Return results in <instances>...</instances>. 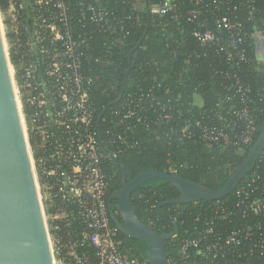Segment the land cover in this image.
Instances as JSON below:
<instances>
[{"label":"built area","instance_id":"built-area-1","mask_svg":"<svg viewBox=\"0 0 264 264\" xmlns=\"http://www.w3.org/2000/svg\"><path fill=\"white\" fill-rule=\"evenodd\" d=\"M75 1L80 4L77 12L69 0H28L26 5L13 0L11 13L15 22L13 47L20 64L18 69L12 67L16 77L20 74L16 85L27 108V129L33 141L30 153L54 262L147 264L148 260L124 253L119 230L112 225L106 200L110 179L103 168L105 153L93 128L94 112L89 105L88 88L93 79L82 71L95 33L114 34L123 29V19L91 0ZM244 1L253 13L259 0ZM187 2V20L195 25L192 36L201 47L190 56L202 58L211 52L230 65L231 70L221 69L216 74L229 81L226 90L239 95L240 100L239 104L233 97L223 100L229 106L224 114L216 111L215 121L205 115L186 118L182 137L191 138L192 129H198L206 142L222 148L251 146L259 114L250 97L253 89L237 69L249 60L243 44L254 32L243 33L239 4L234 0ZM176 7V0H160L151 10L165 15ZM81 18L86 21L81 27L84 30L76 34L74 21ZM194 105L201 107L203 101L196 100ZM140 107L139 98L128 96L122 101L118 123L123 125L130 119L138 123ZM119 139L127 149L138 146L136 140L127 143L122 136ZM255 179L237 187L232 193L236 200L213 205L217 219L238 215L237 225L222 235L214 230V221L207 219L201 233L183 244L185 258L194 249L221 264H264V184L255 183Z\"/></svg>","mask_w":264,"mask_h":264},{"label":"trees","instance_id":"trees-1","mask_svg":"<svg viewBox=\"0 0 264 264\" xmlns=\"http://www.w3.org/2000/svg\"><path fill=\"white\" fill-rule=\"evenodd\" d=\"M159 1L148 0L151 12L149 29L142 45L133 53L132 69L122 100L110 105L120 96L130 65L129 54L145 33L148 13L147 9L141 11L137 8L136 0H91L123 19L122 30L114 34L102 31L95 33L82 61L83 73L93 79L88 88L89 105L94 112L93 128L99 137L97 118L105 109L101 118L102 142L126 168L128 180L144 172L162 171L180 175L189 181L201 182L211 188H219L243 161L253 144L242 148H222L206 142L198 129H192L191 138H183L181 128L184 120L189 117L205 115L215 121L216 111L221 114L226 112L229 103L223 100L227 97H233L234 102L239 104V95L226 90L229 81L216 74L221 69L232 68L211 52L202 58L190 56L193 50H200L201 47L192 36L195 25L187 20L190 7L187 0H176V9L165 15L151 10ZM234 1L239 4L237 14L242 22L243 33L254 32L243 44L249 60L241 63L237 72L253 89L250 97L255 101L259 114L255 142L264 124V64L257 52V37L264 38V0L256 3L253 13H250L252 6L244 0ZM69 4L74 11H79L80 4L75 0H69ZM7 5L8 0H0L3 12ZM85 22L82 18L74 21L76 34L84 30L81 27ZM5 23L8 26L7 19ZM87 28L89 30V26ZM7 39L11 63L18 69L19 59L13 47L15 34L7 30ZM17 78H20L19 73ZM130 95L139 98V122L130 119L120 125L118 114L122 111V101ZM195 96H200L203 106L194 105ZM25 111L27 113V108ZM119 136L127 143L138 141V146L127 149ZM104 153L103 168L110 179L106 200L109 209L118 215L117 201L110 202V196L122 188L124 172ZM253 177L256 178L255 183L264 184V154L241 185ZM179 196V190L170 181L157 178L137 187L131 193V201L147 225L158 233H166L174 230V224L170 218L157 213L156 206L160 201ZM227 200H236L235 195L230 194L215 201L163 206V210L173 216L179 226L178 233L165 242L170 264H221V261H211L198 255L194 249L190 250V257L185 258L181 248L186 241L201 233L207 219L214 221V230L222 235L237 225L240 218L238 215L220 220L212 210L215 202ZM111 222L116 226L113 220ZM119 238L127 256L147 260V243L120 231Z\"/></svg>","mask_w":264,"mask_h":264},{"label":"water","instance_id":"water-1","mask_svg":"<svg viewBox=\"0 0 264 264\" xmlns=\"http://www.w3.org/2000/svg\"><path fill=\"white\" fill-rule=\"evenodd\" d=\"M145 3L148 13L145 33L129 54L130 65L120 96L110 105L122 100L132 69L133 53L140 48L149 29L151 12L148 0ZM10 64L0 28V264H55ZM104 112L105 109L97 118L99 140L104 152L124 172L122 188L115 190L110 196V202L117 201L118 206V215L110 210L111 219L121 233L147 243L149 249L146 257L149 264H170L165 242L178 233L179 226L175 218L163 210V206L221 200L232 194L264 154V124L246 157L224 185L211 188L201 182L189 181L180 175L162 171L144 172L128 180L126 168L102 142L101 118ZM157 178L170 181L180 192L178 198H168L156 206L157 213L170 218L174 224V230L166 233H158L147 225L139 217L131 201V193L137 187Z\"/></svg>","mask_w":264,"mask_h":264},{"label":"rangeland","instance_id":"rangeland-1","mask_svg":"<svg viewBox=\"0 0 264 264\" xmlns=\"http://www.w3.org/2000/svg\"><path fill=\"white\" fill-rule=\"evenodd\" d=\"M24 4L26 5L28 3V0H24L23 1ZM136 6L139 10H145L146 9V3H145V0H136ZM13 0H8V5L6 7V10L3 12L1 9H0V22H1V28H2V33H3V38H4V42H5V48L7 50V55L8 57L10 58V55H9V43H8V39H7V30H9V32H13V28H14V25H15V22H11L13 19H9V24L7 26V24L5 23V19L7 18H10V14L14 11L13 10ZM12 18V17H11ZM260 54L264 56V48L261 47L260 48ZM262 62L264 64V58L262 59ZM10 68H11V73H12V76H13V82H14V85H15V91H16V94H17V98H18V102H19V107L21 109V113H22V117H23V122L25 123V128H26V132H27V138L29 140V144L31 145L32 147V143H31V140H30V136H29V132H28V129H27V122H26V111H25V106H24V102L22 101L21 99V96H20V93H19V89H18V84L16 85L17 83V77L15 76L14 74V70H13V67H12V63L10 64ZM198 102H201L200 99H198Z\"/></svg>","mask_w":264,"mask_h":264},{"label":"crops","instance_id":"crops-1","mask_svg":"<svg viewBox=\"0 0 264 264\" xmlns=\"http://www.w3.org/2000/svg\"><path fill=\"white\" fill-rule=\"evenodd\" d=\"M10 15H12V14H10ZM9 19H12L11 16H10V18H7L8 22L11 21V20L9 21ZM11 22H13V20ZM261 47L264 48V38L262 36H259V37H257V52L260 56V59H263L264 58L263 54L262 55L260 54V48ZM19 67H20V65H19ZM195 98H196V100H198V99H200V96H195Z\"/></svg>","mask_w":264,"mask_h":264},{"label":"bare ground","instance_id":"bare-ground-1","mask_svg":"<svg viewBox=\"0 0 264 264\" xmlns=\"http://www.w3.org/2000/svg\"><path fill=\"white\" fill-rule=\"evenodd\" d=\"M0 28H1V22H0ZM1 32H3V31H2V28H1ZM2 34H3V33H2ZM4 43H5V42H4Z\"/></svg>","mask_w":264,"mask_h":264}]
</instances>
